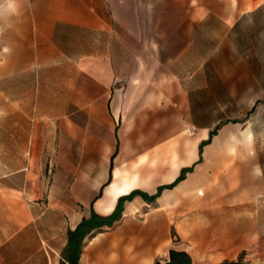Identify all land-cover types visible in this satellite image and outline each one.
Here are the masks:
<instances>
[{
    "label": "crops",
    "instance_id": "crops-1",
    "mask_svg": "<svg viewBox=\"0 0 264 264\" xmlns=\"http://www.w3.org/2000/svg\"><path fill=\"white\" fill-rule=\"evenodd\" d=\"M8 1L9 47L66 64L71 109L53 138L26 137L20 153L17 139H0V264H69L72 248L76 264H165L170 250L186 252L176 229L190 223L210 127L188 86L209 61L196 34L209 20L233 29L262 3Z\"/></svg>",
    "mask_w": 264,
    "mask_h": 264
},
{
    "label": "rangeland",
    "instance_id": "rangeland-1",
    "mask_svg": "<svg viewBox=\"0 0 264 264\" xmlns=\"http://www.w3.org/2000/svg\"><path fill=\"white\" fill-rule=\"evenodd\" d=\"M236 1L241 10L262 5L233 29L209 20L196 34L209 61L188 86L197 117L210 125L208 134L216 132L195 166L190 223L176 229L177 250L192 264H264V0ZM9 3L0 0V139H17L20 153L26 137H54L55 121L71 109L70 82L66 64L41 63L35 48L9 47Z\"/></svg>",
    "mask_w": 264,
    "mask_h": 264
},
{
    "label": "trees",
    "instance_id": "trees-1",
    "mask_svg": "<svg viewBox=\"0 0 264 264\" xmlns=\"http://www.w3.org/2000/svg\"><path fill=\"white\" fill-rule=\"evenodd\" d=\"M216 130H214L213 132L209 133L208 139L206 141H203L200 146H199V153H200V157H201V153H202V149L204 146L208 145L212 139V137L215 135ZM192 170V168H186L183 169L180 173V176L177 178V180L175 181L174 184L180 182L181 180L184 179V176L187 172H190ZM78 229V228H77ZM77 229L75 230V232L77 231ZM69 233V242L68 244L70 245V247L72 248V244L74 242L75 245H77V240H75V234L76 233ZM72 252L68 258V263L69 264H76V259H77V254H76V248H72ZM155 264H160L159 262H156ZM165 264H192V261L189 257V255L186 252L183 251H175V250H170L169 251V262L165 263Z\"/></svg>",
    "mask_w": 264,
    "mask_h": 264
}]
</instances>
